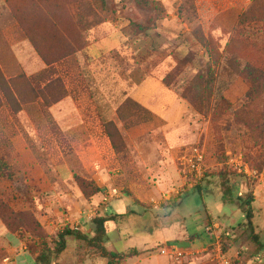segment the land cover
Instances as JSON below:
<instances>
[{"label":"rangeland","instance_id":"1","mask_svg":"<svg viewBox=\"0 0 264 264\" xmlns=\"http://www.w3.org/2000/svg\"><path fill=\"white\" fill-rule=\"evenodd\" d=\"M152 1L158 8H142L134 0H11L10 4L0 0L4 76L24 75L36 87L60 78L67 90L66 99L52 110L41 98L23 104L18 114L6 103L0 109V264H35L43 231L51 238L71 227L61 224L66 218L77 221L75 206L82 197L76 181L96 183L84 164L91 160L99 165L100 156L107 158L105 175L117 181L119 189L111 188L112 198L103 196L107 188L102 189L96 203L107 206L131 197L135 204L124 221L109 223L110 249L155 247L148 250L154 264L157 260L160 264H223L222 260L264 264V251H258L249 238L237 201L247 196L248 186L254 196L253 224L264 244V0L244 4L194 0L195 18L187 6L180 14L182 0ZM14 9H19L22 25ZM12 25L19 26L33 48L26 55L37 54L47 66L33 58L22 60V47H11L4 33ZM54 27L64 31L67 42L42 43L40 35L48 31L51 36ZM115 35L120 36L119 43L113 41ZM31 37L49 60L37 51ZM95 37L101 42L87 54ZM100 50L104 60H91ZM149 77L162 79L181 100L182 107L171 118L186 125L177 162L183 177L179 193L173 188L133 193L125 177L116 179L118 165L127 158V145L105 142L104 126L113 123L117 114L121 128L128 127L132 117L141 124L152 119L142 105L123 102L122 94ZM116 90L108 103L105 94ZM142 142L149 143L146 150L151 156L163 152L161 130ZM194 147L205 154L201 178L185 170L181 160ZM143 163L140 157L135 189L153 180ZM59 168H70L74 180H61ZM177 202L180 208L174 207ZM140 204L152 209L143 210ZM92 214H99L98 209ZM78 222L74 229L93 230L89 217ZM182 227L189 235L185 241L178 238ZM215 236L221 244L220 256ZM74 242L78 246V241L69 239L61 262L58 257L53 264H85L99 258L78 254L77 246L74 252ZM173 246L184 253L179 260L167 255ZM134 257L120 264H133Z\"/></svg>","mask_w":264,"mask_h":264},{"label":"crops","instance_id":"2","mask_svg":"<svg viewBox=\"0 0 264 264\" xmlns=\"http://www.w3.org/2000/svg\"><path fill=\"white\" fill-rule=\"evenodd\" d=\"M234 0H231V3H233ZM241 1V3H246L250 2L251 0H236ZM102 28V27H101ZM99 28V29H101ZM7 40L9 41L11 47H22L20 49L23 55L22 60H29L30 58H33V60H39L41 61L42 59L36 54V56L32 53L31 55H26V52L29 51V49L33 48L31 45L27 42L26 35L23 33V31L19 28V26L12 25L9 27L7 30L4 31ZM115 42L119 43L120 42V36L115 35L114 40ZM101 42L98 40L97 37L94 38L93 41L89 43V47L87 50L90 52V49ZM86 54V52H85ZM22 55V54H21ZM63 60H71V58H66ZM91 60H104L103 57V50H100V53L98 56L92 58ZM44 65L45 62L41 61ZM58 64V62L53 63L54 67ZM47 66V65H46ZM58 77V76H57ZM150 84V88H146V85ZM143 89L144 94L141 93V90ZM147 91V92H146ZM118 91H109L105 94V98L108 103H111V98H114ZM124 93L125 99L123 102L126 100H130L132 102L137 103L138 105H142L150 114L152 119L145 122V123H139L138 118L134 121V117H132L131 123L128 124V127L126 128H121L119 127V122L121 120L119 119V116L117 114L116 118H113L112 121L113 123L117 126L118 130L121 131V133H124L125 136H123L125 144L128 147V153H127V158L122 159L124 162L122 165H118V175H116V179H120L121 177H125L124 183L128 184L127 186L131 187V191L134 193H143V192H154L157 193L159 191H165L166 189H171L172 191L176 190V193H179L180 190L178 188L182 187L183 183V177L181 176L180 170L178 168V153L180 148L184 145V141L181 138V133H183L186 129V125H184V122L181 120L178 122H172L171 118H173L174 114L177 113V109L182 107L181 100L179 95L174 92L173 90L169 89L167 86H165L164 82L160 78L156 77H149L145 80H143L141 83H137L132 85L130 88H128L126 91L122 92ZM159 99H158V98ZM154 98L155 100H151ZM66 99V98H64ZM62 99L61 101L51 105V110L54 109L55 107H59L60 103L64 100ZM157 99V100H156ZM116 107V109H118ZM182 110L184 108H181ZM117 113V111H116ZM161 130V133L163 135L164 139V149L163 152H156L154 156H151L148 154V150H146L147 147V142H142L143 140L146 139V136H150L151 132L153 131H158ZM104 138L106 144L109 146L111 145V140L108 134L105 131V126H104ZM111 147V146H110ZM112 148V147H111ZM107 151L109 149L107 148ZM146 154H145V153ZM117 156V155H116ZM118 157V156H117ZM140 157L144 161V168L149 171V176L153 178V180L150 181H145L147 184L141 188L135 189L137 185V180L139 179V159ZM118 161V159H117ZM126 161V162H125ZM87 164H84V167H88L90 173H93V177L99 187L102 189L107 188V192H105V195L103 193L96 195L92 197L91 199H86L82 194L81 197L82 199L79 200L78 206L76 208L77 213V218L73 222H70L71 218L68 217L66 218V221H63L61 224H70L71 227L74 228L73 224L74 223H80L78 221L82 222V218H87L92 219L95 217L92 214V209H98L100 215H106V214H123L125 215L124 218L119 219L118 221L114 222H121L124 221L126 217H128L130 214H132L133 207L135 204L131 202V197H125L122 199L115 200L110 203V205L104 206V205H99L96 203V200L98 199L99 196H111V188L114 187L119 189L118 184L116 183L117 181L108 178L107 175H105V170L107 169V158L104 159L103 156H100L99 158V165L94 164L91 160L87 162ZM124 165V166H123ZM92 167V168H91ZM67 169V170H66ZM59 168L58 175L60 176L61 180L63 181H68L69 179L74 180V173L70 168ZM144 169V170H145ZM145 170V171H146ZM96 171V172H95ZM124 171V172H123ZM102 174H101V173ZM97 173H100L99 176H97ZM152 182L153 184H151ZM75 183V182H74ZM71 185V184H70ZM77 185V184H76ZM71 189H73L72 186H70ZM140 187V186H139ZM78 191L80 192L78 186H77ZM108 194V195H107ZM138 196V195H137ZM140 203H143L144 197L139 196L138 197ZM131 205L129 206L128 203ZM95 203V204H94ZM181 202H177V204L174 206L175 208H180ZM142 204L137 205L138 207L142 208L143 210H151L152 208H144L141 207ZM87 214L85 215V213ZM62 221V220H61ZM68 221L70 223H68ZM111 222V223H113ZM59 223V222H58ZM57 223V224H58ZM64 228V227H63ZM62 228V229H63ZM60 229V230H62ZM79 230H82V228H77ZM183 231L181 232L180 236L178 237L179 240H182V238L185 239L189 236L186 228L182 227L181 228ZM87 231H90V233L85 232L86 234L91 235L92 233V228H88ZM84 232V231H83ZM73 239V238H69ZM69 239H68V246L69 245ZM74 240V239H73ZM110 240V237H109ZM169 241L176 242L178 239H168ZM168 245L171 244H176V243H167ZM167 245V246H168ZM76 243H73V250L75 252L76 249ZM154 246V245H153ZM107 248L109 251H115L110 249V242L108 241ZM114 248V247H112ZM155 247H151L148 249H136L139 251V255L134 257L135 260H137L133 264H154V262L150 263L152 261L153 256L149 255V249H153ZM66 251V250H65ZM65 251L60 255L61 257L64 255ZM59 256V259L57 262H61V257ZM133 259V258H132ZM94 263H99V264H106L107 261L106 259L102 258H96L94 261L93 259H89L85 261V264H94ZM126 264V263H125ZM155 264H160V261L157 260V263L155 261Z\"/></svg>","mask_w":264,"mask_h":264},{"label":"trees","instance_id":"3","mask_svg":"<svg viewBox=\"0 0 264 264\" xmlns=\"http://www.w3.org/2000/svg\"><path fill=\"white\" fill-rule=\"evenodd\" d=\"M5 1L9 4L11 3V0ZM134 1L138 6L142 8H158L157 4L152 0ZM182 5L183 7L181 6L179 9L180 14L186 12L184 7L187 6L191 12L192 18L196 17L194 0H182ZM14 14L21 23L22 19L20 18L19 9H14ZM52 30L54 33H52L51 36L46 33L48 31H43V35H40L42 43L47 40L52 41V43H55L56 41L61 42L62 40L67 42V38L63 35L64 31L60 27H54ZM31 41L33 42L37 51L40 52L41 55H43L45 60H49L45 54L44 48H41L39 42H36V39L32 37ZM24 89L27 90V92ZM66 95L67 90L60 78L48 79L42 87H36L31 82V80L26 78L24 75H18L15 78L7 79L0 68V109L5 106L6 103L12 113L18 114L21 112V106L25 103H33L41 98L45 105L50 106L64 99ZM126 102L133 103L130 100H127ZM105 131L114 145L122 143L125 144L122 134L119 132L117 126L114 123H106ZM87 181L84 178H81V180L78 178L76 181L81 194L86 199H91L92 197L102 193L101 187L97 186L96 183L91 180ZM196 190L199 192V187H197ZM247 191V196L245 198L237 197V201L239 205H241V209H243L242 218L247 229V234L251 241L256 244L257 250L262 252L264 251V244L261 242L260 235L256 233L253 224L252 203L254 201V196L252 190L248 186ZM222 197L224 199L226 196ZM124 217L125 215L123 214H97L92 219V224L94 227L91 235L69 226H65L51 238L46 234L45 231H43V235L39 236L42 247L37 253H35L34 256L35 264H53L54 260L58 259V257L67 249L69 238H73L74 240L79 242L77 246L78 254H80V252H88V254L91 256L106 259V264H120L122 261L132 256H138L139 252L135 248H131L126 252H112L107 248V244L109 241V223L113 221L116 222ZM48 241L50 242L49 245L47 243Z\"/></svg>","mask_w":264,"mask_h":264},{"label":"built area","instance_id":"4","mask_svg":"<svg viewBox=\"0 0 264 264\" xmlns=\"http://www.w3.org/2000/svg\"><path fill=\"white\" fill-rule=\"evenodd\" d=\"M182 164L183 166H186L188 172L190 171L195 172L199 178H201L205 172V168H204V162H205V154L203 151H201L199 148L194 147V148H190L182 157ZM246 171V170H245ZM247 172V171H246ZM208 233H211V227H209L207 229ZM219 238L217 236H215V240H216V251H218L221 255V244L218 240ZM183 252L178 250L175 246L170 247V249L167 252V255L173 257L175 260H179L182 256H183ZM223 264H230L228 261L226 260H222ZM232 264V263H231Z\"/></svg>","mask_w":264,"mask_h":264}]
</instances>
